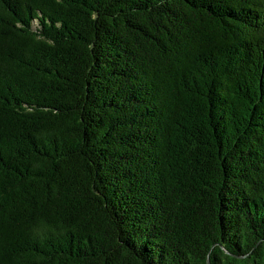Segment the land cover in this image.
<instances>
[{
  "label": "trees",
  "instance_id": "16d2710c",
  "mask_svg": "<svg viewBox=\"0 0 264 264\" xmlns=\"http://www.w3.org/2000/svg\"><path fill=\"white\" fill-rule=\"evenodd\" d=\"M264 264V0H0V264Z\"/></svg>",
  "mask_w": 264,
  "mask_h": 264
},
{
  "label": "water",
  "instance_id": "95a60500",
  "mask_svg": "<svg viewBox=\"0 0 264 264\" xmlns=\"http://www.w3.org/2000/svg\"><path fill=\"white\" fill-rule=\"evenodd\" d=\"M207 264H209V261H207Z\"/></svg>",
  "mask_w": 264,
  "mask_h": 264
}]
</instances>
